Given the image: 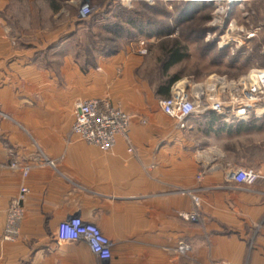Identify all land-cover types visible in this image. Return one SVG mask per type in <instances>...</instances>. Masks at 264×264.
Returning a JSON list of instances; mask_svg holds the SVG:
<instances>
[{"label":"crops","instance_id":"0c3cea01","mask_svg":"<svg viewBox=\"0 0 264 264\" xmlns=\"http://www.w3.org/2000/svg\"><path fill=\"white\" fill-rule=\"evenodd\" d=\"M246 5L257 29L249 43L264 44V0ZM63 10L56 0H0V264H264V117L230 128L190 117L177 129L135 76L141 57L119 52L80 67L77 13L61 22ZM90 98L132 115L134 155L121 138L102 152L72 133L76 102ZM13 162L29 167L26 177ZM234 168L259 179L234 184ZM21 186L23 219L5 241ZM185 191L199 199L194 222L180 216L194 210ZM71 217L111 241L109 260L56 239Z\"/></svg>","mask_w":264,"mask_h":264},{"label":"built area","instance_id":"2783aa9c","mask_svg":"<svg viewBox=\"0 0 264 264\" xmlns=\"http://www.w3.org/2000/svg\"><path fill=\"white\" fill-rule=\"evenodd\" d=\"M202 1V0H192ZM213 7L216 19L214 24L223 28L219 48L227 44L230 50L244 45L248 49L249 41L255 36L257 29L244 30L233 17L238 11L240 17L246 18L245 10L248 0H203ZM92 8L87 3L80 6L78 20H86L92 15ZM213 36H215L213 34ZM137 52L146 54L142 41ZM232 45H234L232 47ZM160 111L172 119L179 130L187 128L190 117L201 118L208 114L216 115L225 125L248 123L252 118L264 117V69L251 67L244 74L231 78L225 74L213 73L204 80L183 79L175 81L169 88V95L158 101ZM132 115L113 104L108 98H90L79 100L74 106V120L71 131L87 145L94 146L102 152L111 151L121 138L127 145V153L134 155V148L129 136ZM49 165L52 162L47 161ZM12 169H18L26 177L28 166L11 163ZM228 181L243 186H252L259 179L258 172L247 168L229 169L226 173ZM28 190L21 186L17 196L10 202L6 212L3 229V240L13 241L18 236L19 224L24 215L22 203ZM191 198L194 210L180 216L194 222L198 219V196L185 191ZM56 239L62 243H85L89 251L99 260L106 261L111 257V241L105 237L92 223L79 217H71L60 222L56 229Z\"/></svg>","mask_w":264,"mask_h":264},{"label":"rangeland","instance_id":"374dc122","mask_svg":"<svg viewBox=\"0 0 264 264\" xmlns=\"http://www.w3.org/2000/svg\"><path fill=\"white\" fill-rule=\"evenodd\" d=\"M56 1L62 3L64 9L58 18L61 22L73 17L84 3L92 8L93 13L88 19H77L79 35L72 39L73 51L77 52L80 67L95 66L96 60L101 57L97 51L103 50V45L106 44L107 37H109L112 42L109 41L106 47H109L110 50L113 49V52L129 51L141 57V66L134 71V74L142 83L149 85L154 93L157 84L173 76L176 77V81L183 79L201 81L213 73L235 78L253 66H264V54H262L264 44L257 41L249 44L248 49L244 45L235 49L232 45L233 50H230L227 44H223L222 48H219L218 43L221 40L223 28L214 24L213 20L216 19L215 15L217 14L214 13L213 7L203 0H73L71 3L68 1L65 3L66 0ZM142 3L155 5L158 9L157 12L145 11L141 7ZM183 3L192 5L191 9L194 8V11L188 9L183 12V8L181 9ZM110 7L113 8L110 9ZM116 7H120L121 11L133 12V14L134 11H137L138 15L135 17L138 21L157 23L164 30L163 33H159L158 36H149L137 34L136 30L131 28V35L123 33L116 37V40L113 39V36H107L105 26L123 23L125 20V14H120V10ZM248 9L249 6L246 5L245 10ZM184 15L191 19L183 22ZM236 15L238 14L234 13L233 17L244 30L255 28L253 15L250 12L246 18L242 19L238 16L235 17ZM123 26L125 27V25ZM166 26H168L167 29ZM166 30L168 31L167 35L165 34ZM194 30H199V32L193 34ZM140 41L144 43L147 51L145 55H140L137 52ZM173 41L185 50L186 56L163 75L164 57L161 49L166 42L172 44ZM155 95L157 94L155 93ZM158 96L164 98V96Z\"/></svg>","mask_w":264,"mask_h":264},{"label":"trees","instance_id":"16d2710c","mask_svg":"<svg viewBox=\"0 0 264 264\" xmlns=\"http://www.w3.org/2000/svg\"><path fill=\"white\" fill-rule=\"evenodd\" d=\"M142 9H144L145 11L151 12V13H156L157 12V7L155 5H148L145 3L141 4ZM193 6L187 3H183L181 5V9L183 8V12L190 9L194 11V8L191 9ZM113 7H110V9ZM118 8V10H120V14H125V20L123 23H113V24H109L107 26H105V31L108 34L107 36H113L115 39L116 37L120 36L123 33H127L129 35L132 34V30L131 28H134V30H136L137 34H144V35H149V36H158L159 33H163V29L161 27H159L157 25V23L154 24L153 23H146L145 22H140L138 21V19H136L137 17H135V15H138L137 11L133 12H127V11H121L122 9L120 7H116ZM123 12V13H122ZM131 13V14H130ZM181 14V13H180ZM184 13H182L181 15H183ZM193 14H195L193 12ZM193 16V15H192ZM191 16V17H192ZM191 18L188 17L186 18L185 15L182 17V21L186 22L187 20H190ZM147 20V19H146ZM148 21V20H147ZM140 23V24H139ZM125 25V27L123 25ZM127 26V27H126ZM168 26H166L167 29ZM167 30H166V35H167ZM199 32V30H194L193 34ZM111 39L109 37H107V42L106 44L103 45V50L97 51L98 55H100L101 57H108V56H112L115 55L117 52H113V49H109V47H106L107 44H109L108 42ZM116 40V39H115ZM112 42V41H110ZM162 50V54H163V66H162V71H163V75H165V73L168 71V69L170 67H172L173 65L179 63L180 61H182L185 58V50L180 47V45L176 42L173 41L172 44H169L168 42H166L163 46ZM176 81V77L173 76L169 79H166L165 81H163L162 83L157 84V86H155V93L157 95H161L164 97H167L169 95V88L170 86ZM202 121H206V122H211L213 121L214 124H209L210 126H216V127H232L231 125H225L223 123L220 122L219 118L214 115V114H208L205 115L203 117H201ZM239 124H236L235 126H238ZM234 127V126H233Z\"/></svg>","mask_w":264,"mask_h":264}]
</instances>
